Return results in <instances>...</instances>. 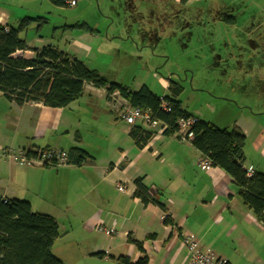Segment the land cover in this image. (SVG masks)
<instances>
[{"label": "crops", "instance_id": "crops-1", "mask_svg": "<svg viewBox=\"0 0 264 264\" xmlns=\"http://www.w3.org/2000/svg\"><path fill=\"white\" fill-rule=\"evenodd\" d=\"M71 1L75 2L74 6L67 4V7H75L78 3V0ZM181 1L164 0V4ZM207 1L185 0L184 6L189 8ZM257 1L242 0L245 5L237 6L238 9L245 6L237 12L238 17L246 19L239 31L247 43L264 51V8ZM45 2L0 0V25L16 28L23 18H41L42 9L47 6ZM153 4L158 5L157 2ZM169 7V16L177 19L176 22L180 20L177 32L182 46L202 52L206 57L204 62L208 61V53L202 50L201 24L204 20L194 15L182 17L178 9L174 10L175 6ZM203 8L197 6L199 10L194 13L204 14L207 11ZM217 10L218 7L214 6L213 13ZM189 11L193 10L189 8ZM197 19H201L200 23L195 22ZM33 24L38 33L39 29L32 23L24 34L29 49L48 46H38L35 37L29 35ZM193 29L197 33L192 32ZM96 35L90 33L92 37ZM31 50L18 55L32 59L34 53ZM184 62L191 63L188 60ZM205 68V63L203 68L197 66L199 70L205 71ZM170 80L166 79L162 85L168 88ZM93 102V107L98 103L103 113L108 112L117 119L120 107L124 105L116 92L107 98L103 89L90 85H84L82 96L65 108H49L37 103L17 106L0 94V149L66 151L73 147L84 150L91 157V161L81 167L67 165L57 171L18 166L0 159V198L28 202L33 213L48 215L57 225L61 220H79L88 233L97 232L99 226L111 231L110 235H102L104 245L94 250L93 255L102 254L99 258L103 261L115 263L118 258H128L131 263H136L145 258L147 264H188L180 237L183 233H190L196 237L200 250L211 251L226 264H264V226L241 200L237 184L218 168L202 170L198 166L199 152L190 145L180 144L173 136L166 137L155 132L144 147H137L128 135L130 127L120 125L116 119L109 117L111 127L108 131L114 153L108 159L101 158L103 162L98 165L93 148L85 142L86 135L94 136L98 131L94 121L85 118L90 110H94ZM235 125L242 130L246 142L251 144L250 151L258 166L255 168L252 163L246 164L245 158L243 168L264 174V131L252 135L249 128ZM75 132L79 135V142L75 141ZM132 144L134 147H131ZM156 146L158 148L154 150ZM145 152L147 159H143ZM131 153L134 156L130 160L128 156ZM139 161L146 164L143 170H135L134 178H128L127 172ZM88 176L93 178L94 183L85 182ZM136 179H142L147 188L148 200L145 204L134 196L136 187L133 182ZM119 183L125 186V191L116 190ZM104 185L111 190V195L97 192ZM46 206H49L47 212L44 210ZM163 214L170 224L163 223ZM128 240L139 243L141 250Z\"/></svg>", "mask_w": 264, "mask_h": 264}, {"label": "rangeland", "instance_id": "rangeland-1", "mask_svg": "<svg viewBox=\"0 0 264 264\" xmlns=\"http://www.w3.org/2000/svg\"><path fill=\"white\" fill-rule=\"evenodd\" d=\"M258 1L264 8V0ZM238 2L240 0H209L207 5L196 3L189 8L213 5L219 6L222 12L231 13L230 9L222 8V4L232 7ZM45 3L47 6L40 17L47 20L46 24L38 33L34 24L29 28V35L35 37L38 46L55 47L97 71L107 82L120 84L131 92L146 86L159 98L171 97L168 88L163 86V82L171 78L182 88L177 100L185 112L215 126L230 127L237 123L249 128L252 135L264 131V51L252 47L241 35H223L219 23L212 25L204 20L201 24L202 50L209 55V60L204 62L206 57L202 52L182 46L177 32L180 20L176 22L177 19L167 14L170 7L163 5L161 0H78L75 7L62 8L50 6L47 0ZM86 7L90 8L85 10ZM77 23L87 24L97 30L98 35L92 37L90 33L66 28ZM181 23L184 25V21ZM204 63L205 71L197 69L199 65L203 68ZM93 108L89 111L91 115L85 118L94 121L98 131L94 136L86 135L85 142L93 148L97 156L95 162L100 165L114 153L108 131L111 127L109 117L120 125H129L121 118L103 113L98 103ZM250 145L246 142L243 149L245 162L258 168ZM133 156L131 153L128 159ZM146 157L147 153L143 159ZM145 165L136 162L127 177L134 178L135 170H143ZM25 166L43 168L35 163ZM85 182L94 183V180L88 176ZM117 185L123 186L125 191L123 184ZM98 191L112 194L106 185ZM46 208L49 206L44 208L45 212ZM165 218L163 214L162 220ZM58 225L60 237L55 240L51 252L63 264H115L93 255L95 248L104 245L103 234L88 233L79 220H61Z\"/></svg>", "mask_w": 264, "mask_h": 264}, {"label": "trees", "instance_id": "trees-1", "mask_svg": "<svg viewBox=\"0 0 264 264\" xmlns=\"http://www.w3.org/2000/svg\"><path fill=\"white\" fill-rule=\"evenodd\" d=\"M47 1L54 7L62 8L67 7L71 0ZM184 2L185 0L178 4L166 3V7L175 6L174 10L178 9L182 17L183 15L185 17L194 15L207 20L208 24L219 23V29L223 35H241L239 29L246 19L238 17L237 12L239 13L245 6L241 9L237 6L245 5L242 0L232 7L222 4V8L230 9L231 13L222 12L218 6L215 14L213 5L205 6L206 2L203 3L205 5L202 10L207 11L204 14L194 13L199 10L196 8L190 12L189 8L184 6ZM161 3L165 5L164 0H161ZM167 14L169 15V12ZM200 20L197 19L195 22L200 23ZM46 22L47 20L42 17L23 18L16 28L0 25V94L3 97L17 106L37 103L49 108H65L82 96L84 85L103 89L107 98L116 92L124 102L119 113V118L123 121L122 111L127 106L131 109L149 111L153 117L167 125L166 129L160 126L148 128L143 121H137L129 126L128 135L137 147H144L155 132L166 137L173 136L180 144L190 145L199 154L209 158L210 167L224 171L237 184L241 191V200L264 226V174L253 171L251 168H243L242 164L245 159L243 149L246 145V137L235 123L228 128H218L185 112L180 101L177 100L182 88L176 81H169L168 90L171 97L159 98L152 94L146 86L131 92L120 84L107 82L97 71L89 69L73 56L59 52L55 47L48 45L38 50L29 49L24 37L28 27L35 23L38 30ZM66 28L97 33V30L85 23H77ZM192 32L197 33L194 29ZM29 50L34 53L32 59L18 55L19 52ZM161 100L167 104V111L162 110ZM187 118L195 119L190 130L193 137L189 143L181 142L180 137L174 134L177 121ZM74 138L76 142H79L77 132L74 133ZM35 151L49 150H26L27 157H35ZM59 152H65L68 166L81 167L91 161V157L80 148L72 147ZM247 171L252 172L250 177L246 176ZM141 180L136 179L133 182L136 187L134 196L140 198L145 204L148 200L147 188ZM4 200L0 198V264H63L51 252L55 240L60 237L56 221L48 215L33 213L28 202ZM156 204L163 208L159 203ZM163 223L168 225L170 221L165 218ZM105 230L108 231L100 226L96 229L97 232L106 235ZM128 242L141 250L139 243L133 240H128ZM96 256L101 258L102 254H96ZM114 262L116 264H147V259L143 258L136 263H131L128 258H118Z\"/></svg>", "mask_w": 264, "mask_h": 264}, {"label": "built area", "instance_id": "built-area-1", "mask_svg": "<svg viewBox=\"0 0 264 264\" xmlns=\"http://www.w3.org/2000/svg\"><path fill=\"white\" fill-rule=\"evenodd\" d=\"M74 1H70L69 6H74ZM161 108L167 111V104L161 100ZM122 118L129 125L132 126L137 121H143L148 128H156L158 126L163 129L167 125L163 124L157 118L153 117L149 111H141L140 109H131L127 106L123 108ZM195 122L194 118H187L177 121L174 129L175 136L180 137L181 142L189 143L193 135L191 128ZM0 159H5L15 165L25 166L28 163H35L44 168L59 169L67 165V159L64 152L59 151H35V157L28 158L26 151H15L12 149H0ZM198 166L204 170L211 166L210 160L207 156L199 154ZM251 171L246 172V176L250 177ZM116 190L119 192L124 191V187L117 185ZM5 201V200H4ZM101 229H99L100 231ZM111 231H106V235H110ZM181 241L188 256V264H226L221 258L216 257L210 251H202L198 248V241L193 234H182Z\"/></svg>", "mask_w": 264, "mask_h": 264}, {"label": "flooded vegetation", "instance_id": "flooded-vegetation-1", "mask_svg": "<svg viewBox=\"0 0 264 264\" xmlns=\"http://www.w3.org/2000/svg\"><path fill=\"white\" fill-rule=\"evenodd\" d=\"M180 36V34H178Z\"/></svg>", "mask_w": 264, "mask_h": 264}]
</instances>
